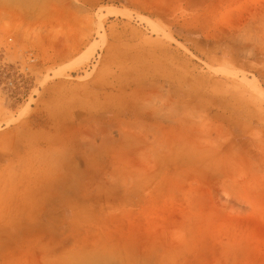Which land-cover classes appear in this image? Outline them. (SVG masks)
Wrapping results in <instances>:
<instances>
[{
    "label": "rangeland",
    "instance_id": "374dc122",
    "mask_svg": "<svg viewBox=\"0 0 264 264\" xmlns=\"http://www.w3.org/2000/svg\"><path fill=\"white\" fill-rule=\"evenodd\" d=\"M0 264H264V0H0Z\"/></svg>",
    "mask_w": 264,
    "mask_h": 264
}]
</instances>
